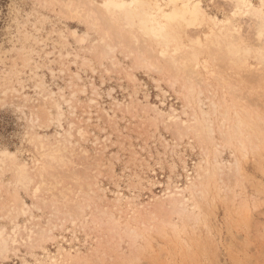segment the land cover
<instances>
[{
	"label": "rangeland",
	"instance_id": "rangeland-1",
	"mask_svg": "<svg viewBox=\"0 0 264 264\" xmlns=\"http://www.w3.org/2000/svg\"><path fill=\"white\" fill-rule=\"evenodd\" d=\"M65 1L0 0V151L17 153L34 177L30 187H18L14 168L0 165V231L10 249L0 264L49 263L48 253L59 264H264V63L254 53L237 72L213 53L195 76L181 72L172 88L175 69L156 44L139 36L137 47L113 31L109 53L106 27L91 30L67 18ZM94 1L99 13L102 0ZM200 1L210 16L233 18V2ZM253 5L260 8L258 0ZM234 23L241 32L235 35L258 48L257 19L244 15ZM191 28L188 36L203 41L210 33L209 25ZM153 56L161 68L142 64ZM193 81L200 97L188 104ZM250 111L262 118L259 138L250 130L234 136L237 113ZM203 113L211 137L195 131ZM38 140L66 156V165L53 163L45 178ZM175 187L185 190V204L163 197ZM75 212L82 215L72 218ZM62 247L73 255L62 257Z\"/></svg>",
	"mask_w": 264,
	"mask_h": 264
},
{
	"label": "bare ground",
	"instance_id": "bare-ground-1",
	"mask_svg": "<svg viewBox=\"0 0 264 264\" xmlns=\"http://www.w3.org/2000/svg\"><path fill=\"white\" fill-rule=\"evenodd\" d=\"M224 1H228V0H224ZM229 1L233 2V8H232L233 18H226L225 20H221L218 17L210 16L206 12V10H204V8L202 6V2L200 0H167L165 7L160 3V0H102L101 4L98 3L99 4L98 7L100 8L99 13H95V10L93 9V5L97 4V2H95L94 0H76V1L75 0H66L65 4L63 5V9H64V14L66 15L67 18L73 19V20H78L79 22L86 21L91 30H99V29H101L102 26H105L107 31L103 35L102 41L105 45L106 51L109 53H114V51H115V47L113 46V44L111 42H109L111 32L112 33L116 32L124 40H129V41L133 42V44L138 43L137 47H139V44L141 42H145L148 44L151 41L154 44H156L158 47L159 53H160L158 55H160V57L162 56L163 58H166L165 59L166 64H168L167 61L170 63V64H168L169 69L174 67L173 70L174 69L176 70V72H175V70H174V72H172V70H170L172 73H175V75L174 74L170 75V76H172L173 80H170V82L168 81V83H170L171 87L173 88L174 86H176L175 85L176 81L178 79H180L179 75L181 72L186 74V75H189V77L195 76L194 72H195L196 68H198L201 65L202 58L204 56H210L211 57V55L213 53H219L217 55L218 56L220 55L221 58L223 59V61L226 60L230 64V66L228 64L229 68H231V70H236L237 72H238V70H242L246 66L249 65V60L251 59V57L253 56L254 53L257 56V60L259 59L261 62L264 63V47L262 46L263 38H264V0H258L259 4H260V8H258V9L254 7L253 0H229ZM244 15H249V16L255 17V19H257L256 30L254 32H255V36L257 38L256 43H257L258 48H256L255 50L253 49V47H250L248 44H245L244 41L241 39L240 35H238V36L235 35V33L239 32V29L236 27L234 20L236 17H241ZM205 25H209L210 33L206 36L204 41L201 40L200 37H196L197 35L195 36V38L188 36V34H190V32L188 33V31L190 30L189 28H191V27L192 28L193 27L199 28V26H201V28H202V26H205ZM240 33H238V34H240ZM74 35H76V32L74 33ZM139 36L142 37V39L140 38L141 39L140 40L141 42L139 41L140 43L138 42ZM143 38H145L149 42H147L145 39H144L145 40L144 41ZM83 40L84 39L82 38L81 41H83ZM125 44L129 45V42L128 43L126 42ZM187 47L189 48V51L186 54H182L181 56H179V54ZM144 48L146 49L145 46H144ZM146 53H148V52H145V55H146ZM153 55H155V52H153ZM213 56H215V55H213ZM256 56H255V58H256ZM136 57L138 60V56H136ZM153 57L155 58V56H153ZM156 57H157V54H156ZM157 60L158 59H156V61H155L152 59L150 60L149 58H147V59L143 58L142 64L145 65L146 67H151V68H157L160 65L159 67L161 68L163 65L160 64L159 62H157ZM162 60H164V59H162ZM211 60H212V58H211ZM214 61H216V60H214ZM137 63H138V61H137ZM136 64H135V66H136ZM212 64H214V63L212 62ZM132 67H134V66H132ZM139 67L140 66H138L137 68H139ZM164 67L166 68V66H164ZM222 67H223V65H222ZM213 70H214V68H213ZM133 71H135V70H133ZM131 73H133V72H131ZM159 73H160V71H159ZM199 74H200V72H199ZM240 74H242V73H240ZM160 75H162V74H160ZM235 75H236V73H235ZM181 76H182V74H181ZM237 76H239V74H237L236 77ZM189 77L187 76V78H189ZM131 79L134 80L135 77L133 78L131 76ZM168 79H169V76H168ZM230 79H232V78H230ZM239 79L240 78H238V81H239ZM229 81H231V80H229ZM239 82H243V81L241 80ZM243 83H246V82H243ZM185 84L187 85V83H185ZM222 84H223V82H222ZM228 84H227V87H228ZM230 84H231V82H230ZM179 85H181V84H179ZM180 87H182V86H180ZM245 87H246V84H245ZM158 88L161 91H164L160 85H158ZM225 89H227V88H225ZM13 90H16V89H13ZM200 91H201V89H200ZM165 93H167V91ZM229 94H231V93H229ZM197 96L200 97V92L198 95L196 88L194 86V81H193V84L190 82V85L187 87V92L185 93V100L187 101L186 103H188V104L194 103ZM179 97L180 96H178V98ZM242 97L244 98V96H242ZM243 98L241 100H243ZM212 99L213 98H211V100ZM230 101H231V98H230ZM201 102H203V101H201ZM219 105H220V103H219ZM241 105H242V103H241ZM243 107H245V105ZM189 108H187V110ZM201 109H203V108H201ZM228 109H230V108H228ZM192 113H193V110H192ZM245 113H246L245 115H241L240 113H237V115H236L237 117L235 116L236 117V120L234 122L235 124L232 126L233 135L238 136L239 138H243L246 134L250 133V132L246 133L250 130V131H253L252 133L256 137L260 136L261 131H260L259 127L261 128V126H262V125L260 126V124L262 123V118H260V116L257 114L256 115L250 114V113H253L251 111L245 112ZM255 113H257V112H255ZM203 114H205L204 115L205 116L204 121H199L200 119L198 120V118L196 119L195 131L206 133L208 136L211 137L213 132H214V128H213L212 123H210V121H209V117H207V116H209L208 115L209 113L208 114L203 113ZM230 114H231V112H230ZM228 116H229V113L226 112L224 114V117L226 118L224 120H226V122H227ZM262 117L264 118V116H262ZM218 118H219V116H218ZM232 118H233V116H232ZM61 120H62V115L60 114L59 118H58L59 123H61ZM191 121H193V120H191ZM184 124H182V125H184ZM227 124H228V122H227ZM180 128L178 131L181 130ZM182 128L185 129V127H182ZM188 131H189V127H188ZM180 132H182V134H183V131H180ZM180 132L177 134H180ZM219 132H221V131H219ZM186 133L187 132H184V135ZM192 134H193V132H192ZM189 135H191V134H189ZM227 135H228V133H227ZM185 136H187V135H185ZM33 137H35V139H36V135H34ZM179 137L180 136H178V138ZM183 137L184 136L181 135V140H184ZM32 139L34 141V138H32ZM207 139H208V137H207ZM209 139L212 140V138H209ZM213 139H214V137H213ZM238 140H240V139H238ZM38 141H40L39 142L41 145L40 147L45 150V151L43 150L45 153V154H43L44 158H45L44 159L45 164L40 169L41 176H43L45 173H47L48 168L51 165H53V163H54V165L55 164H57V165L60 164L63 166L66 165V161H65L66 156L64 155L62 148H60V147L50 148V149H48L49 151H46L47 147L44 146L45 144H43L41 142V140H38ZM214 141H215V139H214ZM212 142H213V140H212ZM226 142L227 141L225 140V143ZM240 142H241L240 148L242 147L243 151H246V145H245L246 143H244L243 140H241ZM210 144H212V143H210ZM217 145H219V144H217ZM62 146L63 145H61V147ZM65 147H67V145ZM219 151H221V150H219ZM220 153H222V152H220ZM244 153H246V152H244ZM206 157L208 158V155H206ZM215 159H216V157H215ZM0 165H3L5 167L10 165L14 168V170H15V172H14L15 173L14 174L15 175V181H16V184L18 187L20 186L22 188H28V187H30V185H32V183L34 181L33 180L34 177L31 173H28V169H27L26 165L20 163L17 160V153L11 152L8 150L0 151ZM238 165H239V163H238ZM53 166H51V167H53ZM54 167H57V166H54ZM49 171H50V168H49ZM4 172H6V171H4ZM29 174L32 175V177ZM199 175L197 173V176H199ZM43 177L45 178V175ZM46 180L47 179H43V181H42L43 186L45 184L47 185V183H45ZM13 183L15 184V182H13ZM52 184H55V183H52ZM191 184L193 187H195V184L193 182H191ZM44 187H46V186H44ZM40 188H41V186H40ZM45 189H47V188H45ZM38 190H41V189L36 188V193L40 192ZM184 193H185V190L180 189L178 187H175V190H173L171 188H167V190H165V192L163 194V197H165V196L171 197V198H174L177 196L183 197L185 200L183 204H185L186 199H188V198L185 199ZM63 197H65V195ZM117 201L118 202L123 201V195L118 194ZM80 215H82V212L72 213V218L73 217L79 218ZM4 234H5L4 231H0V260L6 258L8 256L9 251H10L8 239L5 238ZM7 237H8V235H7ZM49 238L50 237H48V239ZM9 243L10 244L12 243V245H13L12 241ZM63 254H67L69 257L73 255L71 252L65 250V248L62 247L60 250V255L63 257ZM47 258H48L49 263H44L43 261H39V264H59V260L55 256H52L49 253L47 255Z\"/></svg>",
	"mask_w": 264,
	"mask_h": 264
}]
</instances>
